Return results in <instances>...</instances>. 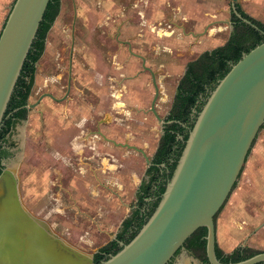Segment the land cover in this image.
I'll return each mask as SVG.
<instances>
[{
    "label": "rangeland",
    "instance_id": "374dc122",
    "mask_svg": "<svg viewBox=\"0 0 264 264\" xmlns=\"http://www.w3.org/2000/svg\"><path fill=\"white\" fill-rule=\"evenodd\" d=\"M14 1L0 15V33ZM61 1L60 16L47 36V49L37 66L36 75L42 74L44 81L40 88L35 84L34 100L42 93L40 89L56 93V48L58 44L67 47L74 15L78 45L81 48L89 46L90 41L92 47V59L87 63L102 69L93 70L84 78L78 75L77 79L82 82V86L78 82V87L92 86L101 90L99 85L109 83L106 77L121 80L120 73L132 75L136 72V61L129 59L126 49L117 47L114 41L116 30L121 29L120 40L134 41V48L146 58V67L157 75L159 97L156 110L160 117L169 112L186 65L203 52L223 46L232 31L230 12L233 0H110L103 1L102 5L100 0ZM240 1L237 3L242 7ZM99 41L106 42L108 48L96 49ZM104 49L108 54L103 52ZM113 54L118 56L121 65L128 63L125 71L112 70ZM97 82L100 84L96 85ZM124 85L142 94L144 108L153 99L154 89L145 71L139 72L136 81ZM117 94L108 88L109 126L103 132L116 142L123 140L125 134H131L135 138L131 144L143 148L148 157L152 156L159 142L161 125L151 115L147 121H143L142 116H132L130 120L128 116L116 115L113 104L123 102L127 104L126 109L131 110L137 103L134 92L123 99L112 96ZM90 102L93 105L100 103V91L91 92ZM48 103L55 102L49 100ZM137 106L142 105L138 103ZM34 109L30 110L27 121L16 126L11 138L15 148L12 156L4 161V167L16 171L22 206L32 216L46 219L56 236L92 254L114 238L121 222L129 215L146 170L145 160L137 152L93 137L86 142L77 139L70 145L68 132L64 131L68 123L62 118L56 125L54 110L42 115ZM112 117L128 120L122 127L112 121ZM57 128L61 130V142H58ZM80 131L74 127L69 135L83 137ZM239 198L245 200L250 216L264 221V126L225 206ZM104 220L113 221L109 230L102 226Z\"/></svg>",
    "mask_w": 264,
    "mask_h": 264
},
{
    "label": "water",
    "instance_id": "95a60500",
    "mask_svg": "<svg viewBox=\"0 0 264 264\" xmlns=\"http://www.w3.org/2000/svg\"><path fill=\"white\" fill-rule=\"evenodd\" d=\"M237 1L233 0L232 10L241 19ZM49 2L15 0L1 30L0 129ZM45 97L54 100L44 94L26 109L35 108ZM152 111L156 115L153 106ZM263 126L264 42L244 54L219 81L197 116L155 212L128 245L121 244L122 249L101 264H169L201 228L207 230V264H223L216 257L215 217L237 184ZM18 184L14 168L4 167L0 175V264H94L93 253L56 237L46 222L22 206ZM28 243L36 248L27 250ZM262 262L264 252L235 264Z\"/></svg>",
    "mask_w": 264,
    "mask_h": 264
},
{
    "label": "trees",
    "instance_id": "16d2710c",
    "mask_svg": "<svg viewBox=\"0 0 264 264\" xmlns=\"http://www.w3.org/2000/svg\"><path fill=\"white\" fill-rule=\"evenodd\" d=\"M60 8L61 0H50L5 111L0 129V175L4 170V161L12 156V152L9 151L14 147L10 142L12 132L19 122L26 120L28 114L26 106L36 72L35 64L42 56L47 35L59 15ZM236 11L241 19L247 20L251 25L244 23L235 13L231 14L233 28L226 43L212 51L202 53L196 60L186 65L170 111L169 118L174 123L166 128L165 135L159 141L153 161L155 165L147 171L149 179L142 184L134 211L121 223L116 238L94 254V264H101L116 255L122 249L121 244L128 245L148 222L174 175L186 141L207 98L232 65L264 42V24L246 15L239 5H236ZM159 165H165V168L159 169ZM153 182H158L156 189L153 188ZM206 236L207 230L201 228L185 242L184 246L198 253L207 264ZM260 253L262 252L240 247L230 255H225L216 246V257L223 264L239 263Z\"/></svg>",
    "mask_w": 264,
    "mask_h": 264
},
{
    "label": "flooded vegetation",
    "instance_id": "af4514ba",
    "mask_svg": "<svg viewBox=\"0 0 264 264\" xmlns=\"http://www.w3.org/2000/svg\"><path fill=\"white\" fill-rule=\"evenodd\" d=\"M104 1L109 2L110 0H104ZM61 5H62V1H61ZM236 5H239V4L236 3ZM60 13H61V8H60L59 15L57 16V18L55 19V21L53 22V24L50 28V31L54 27V25L56 24V22L60 16ZM233 13L234 12L231 8L230 16ZM75 21L77 22L76 15H74L73 25L69 31V35H68L69 41H68L67 47L64 48L62 45L58 44V46L56 48L55 75H54L56 93L50 94V93H47V91H44V89H40V92H42V93L39 95V98L44 94H50L54 97L53 101L55 103H54V107L52 109L55 111V121H56L55 123H56V125H57V123H60L62 118L68 123V125L65 127L64 131L68 132V138H69L68 140H69L70 145L72 144V142L76 141L77 139H82L83 142H86L88 139L93 137V138H97L99 140H103L107 144L111 143L112 145H114L116 147L127 149L129 151L137 152L138 154H140L143 157V159L145 160V164H146V170H145L144 176L140 182V185L138 186L137 191L135 193V198H136L135 204L132 207V209L130 210L129 215L126 217V218H128L131 215V213L134 211L135 205L138 202L137 195L139 193V190H140L142 184L145 181H148V179H149V177L147 175V171L152 166L155 165L153 161H154V156H155V153L157 151L158 145H157L155 152L152 154V156L148 157L146 155L145 151L143 150V148H138L137 145L131 144L130 141L135 139L134 136H132L131 134H125L124 139L117 141V142L107 138L106 134L103 132L105 129H108V126H109L107 90H108V88H111L114 90L115 93H118L116 96L112 95L116 99H123L129 93L134 92L136 94L135 100L137 103L133 105L132 109L131 110L126 109L127 104H125L123 102L115 103L112 106L113 110H115V114L122 116V117L128 116V117H130V120H132L131 119L132 116H135V117L142 116L143 121H147L149 119L150 115L153 116L154 119L161 125L160 126L161 127V134L159 136V141L165 135L166 128L169 125H171L172 123H174V121L170 120V118H169L173 101H172L171 107L169 109V112L164 117H160L158 115L157 110H156V102L158 101V97H159V91H158V86H157V75L152 69L146 67V62H147L146 58L142 57L137 52V49L134 48V46H133L134 41L131 43V41H129V40H120L121 29L116 30L117 35H116V39L114 41H115V43H117V45H118L117 47L126 49V52H127L128 56L130 57L129 59L136 61V65H135L136 72H133L132 75H124V74L120 73L118 76H120L122 78L121 80L116 79V77H114V76L112 78L106 77V79L109 80V83L105 82L104 84H101V85H99L100 83H98V82L96 83V85H99L100 88L102 87L101 90H99L98 88L93 89L92 86H90V87H78V82H79V85L82 86V82L77 79L78 75H79L78 77L84 78L87 74L88 75L92 74L93 70L96 72L97 70H99L101 68L98 65L92 66L89 63H87L88 59L89 60L92 59L91 58V56H92V49L91 48L92 47L90 46V43H89L90 41H88L89 46L85 45L84 47L81 48L80 45H78L77 40H78L79 34H78L77 29L75 27L76 26ZM230 24H231V27H233L232 21H230ZM46 44H47V38L45 41V48H44V51L42 53V56L39 59V61L35 64L36 70H37V66L41 63V60L44 57V54L46 52V49H47ZM103 46L105 48H108L106 42L104 44H102V42L99 41L96 49L100 48L99 50L102 51ZM64 52L67 53L66 57H64ZM103 52L108 54L107 49H104ZM111 60H112V65H113V67H112L113 71L117 72V71H125L126 70L125 65H128V63L126 62V63H124V65H121V62L118 61L117 55L113 54L111 56ZM140 63H141V65H140ZM142 71H145L149 74L151 84H152L153 89H154L153 99L151 100V102H149V104L146 108L143 107V104L141 102V100L143 99L141 97L142 94L138 93V91H135V90L134 91L129 90L124 85L125 82L136 81L137 77L139 76V72H142ZM183 76H184V74H183ZM43 81H44V77L42 76V74H40V76L38 77V75H36V72H35L34 83H33L32 91H31V94L29 96L27 105H29L31 102L34 104L39 99L38 98L37 100H34L33 89H34L35 84L36 85L38 84V86L40 88L43 84ZM111 83L113 85H111ZM108 84H110L111 87ZM154 84L156 85L157 90L155 89ZM95 90L100 91V103L99 102L94 103L95 105H93L90 102V96H91V92H93ZM176 90H177V88H176ZM175 95H176V91H175ZM47 100L49 101L52 99H50L48 97L43 98L40 101V103L35 107V109L33 108L35 110L34 112H36V111L40 112L42 115L48 114V111L46 110L47 108L44 109L45 106H42V105H44V103L45 104L47 103L46 102ZM173 100H174V97H173ZM138 103H140L142 106H137ZM99 105H100V109H98ZM152 106H153V109H154L157 116L152 111ZM62 108H63V110H62ZM116 109H119V110H116ZM27 110H28V114H29L31 109H27ZM28 114H27L25 121H27V118L29 117ZM158 118L160 120H158ZM127 120L128 119L124 120L120 117H112V121L117 122L118 125L122 126V127L124 126V122ZM25 121H22V122H25ZM22 122H19L18 124H20ZM16 126H15V128H16ZM74 127H75V129L76 128L81 129L80 133L83 135V137H77V136L69 135V132H71L74 129ZM15 128H14V130H15ZM58 128H59V126H58ZM126 128L129 129L130 127L127 126ZM14 130H13L12 135L10 137V142L14 145V147L10 148V150H9L10 152H12V149L15 148V143H13L11 141V138L14 134ZM57 135H58V142H61V138H60L61 137V130L58 129ZM88 135H89V137H88ZM180 139H181V137L178 138V140H180ZM158 144H159V142H158ZM90 150H93V148H90ZM139 151H142L143 154ZM164 168H165V165H159V169H164ZM162 173H163V171L160 172V175H162ZM157 183L158 182H156V183L153 182V188L154 189H156ZM225 204H224V206H225ZM223 207H222V209H223ZM39 220H41V219H39ZM42 221L46 222V219L42 220ZM48 226L51 230L50 225H48ZM51 232H52V230H51ZM117 233L115 234L114 238L111 239L109 242L113 241L116 238ZM56 237H58V236H56ZM108 243H106V244H108ZM26 248H27V250L35 249L36 246L34 243H28L26 245ZM37 248H38V246H37ZM186 249L187 248L184 246L181 250H179L169 264H176L178 261V258H180V256L184 253V251ZM97 251H95L93 254H95ZM201 261L203 264H206L203 260H201Z\"/></svg>",
    "mask_w": 264,
    "mask_h": 264
},
{
    "label": "crops",
    "instance_id": "0c3cea01",
    "mask_svg": "<svg viewBox=\"0 0 264 264\" xmlns=\"http://www.w3.org/2000/svg\"><path fill=\"white\" fill-rule=\"evenodd\" d=\"M103 1L100 0V5H102ZM12 2L13 0H0V15L5 13L6 7ZM240 2L242 7H244V10L241 7L242 10L247 15L264 24V0H241ZM46 102L42 106H45L44 109L47 108L46 110L50 114L53 111L54 104ZM244 203L245 200L242 198L231 201L223 207L215 219L216 246L225 255H230L240 247L264 252V221L262 222L261 218L250 216ZM104 221L105 223L103 222L104 225L102 226L109 230L113 221ZM97 228L102 230L99 224H97ZM201 260L202 258L198 253L186 249L178 258L176 264H203Z\"/></svg>",
    "mask_w": 264,
    "mask_h": 264
}]
</instances>
